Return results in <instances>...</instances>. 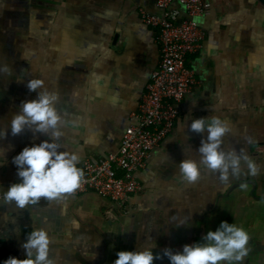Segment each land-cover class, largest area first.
Wrapping results in <instances>:
<instances>
[{"label": "crops", "instance_id": "1", "mask_svg": "<svg viewBox=\"0 0 264 264\" xmlns=\"http://www.w3.org/2000/svg\"><path fill=\"white\" fill-rule=\"evenodd\" d=\"M211 13L196 21L205 38L188 57L199 84L179 104L173 131L150 154L136 178L142 190L123 211L94 191L64 200L41 199L25 208L5 203L3 193L20 183L13 159L50 135L11 134L24 102L38 97L31 79L58 96L63 117L61 151L99 161L119 151L138 113L160 52L155 29L143 24L139 6L159 13L155 0H0V264L26 259L22 247L37 228L48 230L57 264H114L120 251L152 245L182 251L203 242L222 221L244 228L250 252L242 264H264V6L256 0H207ZM185 15L183 7L171 3ZM119 34L116 47L113 40ZM218 116L230 131L225 150H243L258 165L223 184L202 170L195 184L179 173L184 159L199 161L207 133L190 130L195 119ZM187 221L185 225H180ZM154 264H170L157 259Z\"/></svg>", "mask_w": 264, "mask_h": 264}, {"label": "clouds", "instance_id": "2", "mask_svg": "<svg viewBox=\"0 0 264 264\" xmlns=\"http://www.w3.org/2000/svg\"><path fill=\"white\" fill-rule=\"evenodd\" d=\"M27 87L37 92L38 97L24 102L17 115L11 121V134L17 136L25 130L50 135L51 141L25 147L14 157L18 167L20 183L12 184L3 193L5 203H15L18 208L36 205L43 198L48 201L64 200L74 194L83 184L84 170L80 164V156L75 152L61 151L59 142L64 120L56 108L58 96L45 88L41 79L29 80ZM192 132L207 133L199 148L200 159H184L179 164V173L183 180L195 184L202 179V170L218 173L223 184L232 178L238 179L242 174L256 176L260 172L258 165L243 150H225L224 137L231 130L227 121L218 116L193 120ZM7 130L0 132V138H6ZM182 221L180 225H185ZM203 242L186 244L182 251L174 252L170 248L163 250V255L154 254L152 245L138 251H120L114 264H154L157 259L166 256L170 264H242L250 252V235L234 223L222 221L216 230H209L202 237ZM53 240L48 230L37 228L31 231L22 247L26 251V259L10 257L4 264H57L51 255Z\"/></svg>", "mask_w": 264, "mask_h": 264}, {"label": "built area", "instance_id": "3", "mask_svg": "<svg viewBox=\"0 0 264 264\" xmlns=\"http://www.w3.org/2000/svg\"><path fill=\"white\" fill-rule=\"evenodd\" d=\"M171 3L183 7L185 15ZM155 6L159 13L138 8L143 24L155 29L160 52L136 113L138 123L129 125L119 151L99 161H84L85 179L74 193L94 191L123 211L130 196L142 190L137 173L173 131L180 115L179 104L200 82L187 59L200 51L205 38L196 20L210 15L212 8L207 0H155Z\"/></svg>", "mask_w": 264, "mask_h": 264}, {"label": "water", "instance_id": "4", "mask_svg": "<svg viewBox=\"0 0 264 264\" xmlns=\"http://www.w3.org/2000/svg\"><path fill=\"white\" fill-rule=\"evenodd\" d=\"M261 6L263 5L264 6V0H256ZM118 37H119V34L116 33L115 37H114V40H113V46L116 47V43H117V40H118Z\"/></svg>", "mask_w": 264, "mask_h": 264}, {"label": "trees", "instance_id": "5", "mask_svg": "<svg viewBox=\"0 0 264 264\" xmlns=\"http://www.w3.org/2000/svg\"><path fill=\"white\" fill-rule=\"evenodd\" d=\"M188 60V59H187Z\"/></svg>", "mask_w": 264, "mask_h": 264}]
</instances>
